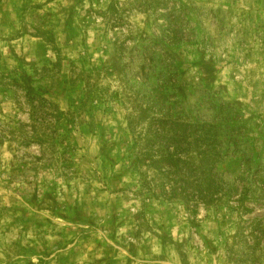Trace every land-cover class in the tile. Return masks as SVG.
I'll return each instance as SVG.
<instances>
[{"label":"rangeland","instance_id":"1","mask_svg":"<svg viewBox=\"0 0 264 264\" xmlns=\"http://www.w3.org/2000/svg\"><path fill=\"white\" fill-rule=\"evenodd\" d=\"M161 93L241 127L235 191L161 197L135 160ZM259 183L264 0H0V264H264Z\"/></svg>","mask_w":264,"mask_h":264},{"label":"trees","instance_id":"2","mask_svg":"<svg viewBox=\"0 0 264 264\" xmlns=\"http://www.w3.org/2000/svg\"><path fill=\"white\" fill-rule=\"evenodd\" d=\"M163 99L162 93L154 97L155 112L148 118L142 146L135 155L137 162L146 164L163 178L161 197L204 205L235 191L233 183L221 176L219 167L230 151L235 152L241 127L233 125L227 115L221 116L220 105L215 116L218 120L190 121L168 110L160 112L165 104ZM35 102L30 104L32 122H36L40 103L45 100L37 98ZM258 185L264 192V183Z\"/></svg>","mask_w":264,"mask_h":264}]
</instances>
